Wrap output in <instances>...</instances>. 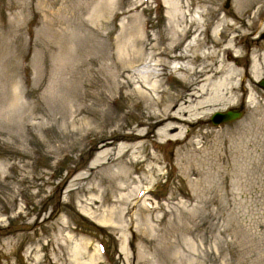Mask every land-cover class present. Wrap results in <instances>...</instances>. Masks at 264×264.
<instances>
[{
    "label": "rangeland",
    "instance_id": "obj_1",
    "mask_svg": "<svg viewBox=\"0 0 264 264\" xmlns=\"http://www.w3.org/2000/svg\"><path fill=\"white\" fill-rule=\"evenodd\" d=\"M177 1L0 0V264H264V90L251 75L264 74V0ZM183 17L202 21L200 50L217 59L231 40L239 87L220 111L241 116L214 125L211 113L177 139H110L136 147L108 162L97 136L142 133L137 120L159 109L153 92L114 91L119 67L143 47L132 79L156 72L179 94L178 74L150 63L173 64L158 52ZM141 33L146 48L122 55Z\"/></svg>",
    "mask_w": 264,
    "mask_h": 264
},
{
    "label": "bare ground",
    "instance_id": "obj_2",
    "mask_svg": "<svg viewBox=\"0 0 264 264\" xmlns=\"http://www.w3.org/2000/svg\"><path fill=\"white\" fill-rule=\"evenodd\" d=\"M162 1L164 4L169 3L168 0ZM177 2L179 3V0ZM177 6H179V4L176 5V7ZM202 25L203 23L201 20L195 18L186 20L184 17L179 23L176 22L172 24L170 35L168 34L163 38L164 40L168 39V44L163 48H159L158 54H167L168 58L171 57L170 59L173 64H170L169 66V63L163 58H155L151 60L153 63L150 64L154 66L170 67V69L175 71L178 74V77L182 79L184 82L182 91L175 96L171 95L163 88L161 75L156 72H148L141 77H137L135 81L129 75L133 65L143 58V47L133 51V53L131 52L132 54L130 53L129 57L124 59V62H122L117 73L118 76L123 78V81L119 82L118 86H115L114 91L119 92L122 88L129 87L130 91L128 96H130V98L144 97L148 100L149 94L154 93L156 98L150 100L157 105L159 109L145 114L141 119L137 118L136 126H145V131L142 133L132 131L128 134H123L121 133L120 128L124 125H120L97 136V148L101 150L100 156L108 159V162L114 160L123 161L122 158L125 157L132 148L136 147L134 144L126 143L120 144L119 146H112L110 139H140L148 136L153 128H156L168 138L177 139L178 137L174 134L175 130L180 129L183 126H191L195 122L204 120V118L211 115V113L223 112L220 110L226 109V107L234 104V100L237 97L236 89L239 86L237 83H233V80L236 76H240V73L230 65V60L232 59V55L229 53L231 40H229V42L222 48L221 54L223 55L217 59L218 52L210 51L208 48L200 50L205 44L204 40L198 39V36L202 31ZM219 25L224 27L226 24L221 20ZM213 33V41L217 44L219 42L217 38L218 32ZM141 34L143 38L137 34L134 35L133 38L129 36L128 39H125L122 42V48H119L121 49L122 55H127L129 43L137 44L141 41L142 46L146 48L145 39L147 38L143 33ZM190 34H193V37L190 38L184 48L180 50V53L178 55H170L175 49L181 47L183 38ZM160 39L161 38L159 37L155 40L159 42ZM157 42H154L152 47H156L158 44ZM225 52H227L226 55H224ZM176 59L182 60V62H175L177 61ZM207 59H211L212 61L206 62L205 60ZM195 60L200 61L199 65H195ZM251 70L253 80L258 81V79L264 77V74L262 73V65L260 67V65L257 64L255 69ZM135 82L138 83L139 87L134 85ZM102 98L106 101V96L103 94L97 98V101L101 103ZM133 101V106H137V100ZM100 112V109H97V115ZM113 145H115V143ZM115 150H117V155L113 157L112 153H114ZM100 159L101 157L98 156V162ZM129 161L130 164H137L139 162L134 157L132 160L130 158ZM127 162L128 161H126L125 164H127ZM119 190H123V188L120 186Z\"/></svg>",
    "mask_w": 264,
    "mask_h": 264
},
{
    "label": "water",
    "instance_id": "obj_3",
    "mask_svg": "<svg viewBox=\"0 0 264 264\" xmlns=\"http://www.w3.org/2000/svg\"><path fill=\"white\" fill-rule=\"evenodd\" d=\"M258 85L264 90V79L260 80ZM240 116L241 112H239L237 109H231L225 112H215L211 116V122L216 125L223 122L233 121L238 119Z\"/></svg>",
    "mask_w": 264,
    "mask_h": 264
}]
</instances>
